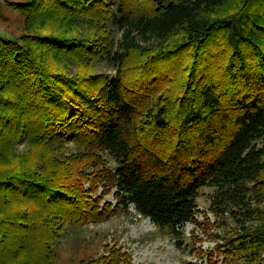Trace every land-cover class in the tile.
<instances>
[{"label": "trees", "instance_id": "16d2710c", "mask_svg": "<svg viewBox=\"0 0 264 264\" xmlns=\"http://www.w3.org/2000/svg\"><path fill=\"white\" fill-rule=\"evenodd\" d=\"M225 1L10 2L31 20L89 31L40 36L30 24L0 37L1 264H25L20 252L49 264L64 224L129 204L179 242L203 188L215 251L228 264H264V0H237L211 20ZM55 59H73L76 72ZM93 61L114 74L81 71ZM16 142L27 152L16 155ZM102 181L113 207L82 188ZM107 251L101 264L125 255Z\"/></svg>", "mask_w": 264, "mask_h": 264}, {"label": "rangeland", "instance_id": "374dc122", "mask_svg": "<svg viewBox=\"0 0 264 264\" xmlns=\"http://www.w3.org/2000/svg\"><path fill=\"white\" fill-rule=\"evenodd\" d=\"M16 0H0V37H18L25 34L28 25H34V30L39 32L40 36L62 35L70 38H80L89 31V26L83 21H72L64 24L41 23L15 8L10 2ZM237 0H226L225 4L219 7L209 17L211 20L223 17L226 11H229ZM36 27V28H35ZM95 30V29H94ZM97 31V30H96ZM114 32V31H113ZM118 38L120 33L114 32ZM179 34H173L169 37V42L174 41ZM148 47L147 43H142ZM154 44V43H153ZM37 52L40 53L39 50ZM136 57V53H132ZM140 57V56H139ZM74 59V58H73ZM59 66V61L55 59V67L62 68L63 73L74 74L77 69L74 60ZM177 65L171 66L170 73ZM83 72L104 73L109 76L114 74L107 62L93 61L89 66H83ZM164 84V83H163ZM167 85L166 87H168ZM70 146L71 143H68ZM28 146L24 142H16L12 151L16 155L24 154ZM104 182H97L95 191H90L89 182H83L82 188L88 191L92 198L101 197L99 207L104 208L105 204L111 207L116 203L113 196L114 187L108 192H104ZM207 188L199 192L197 198V210L195 218L197 223H186L183 228L182 237L179 242L171 236L168 230H158L147 217H142L135 213L132 204L127 206V212L124 210L114 211L106 217L98 220H88L84 223L71 225L64 224L62 231L55 238L53 245L55 257L49 264H79V260L91 258L87 264H101V257L108 256L109 249L119 250L120 264H228L221 253L215 251L216 244L221 242L216 240L212 234L218 232L213 226L214 218L207 211ZM10 207V206H9ZM11 208V207H10ZM208 219V222L205 220ZM213 237V238H212ZM18 260L23 259L25 264H30V258L24 252L18 253ZM4 259V251H0V264ZM209 258H211V263ZM236 264H244V261L238 260Z\"/></svg>", "mask_w": 264, "mask_h": 264}]
</instances>
